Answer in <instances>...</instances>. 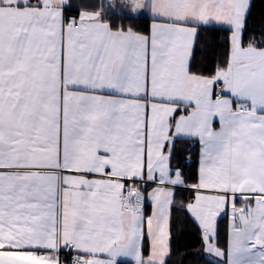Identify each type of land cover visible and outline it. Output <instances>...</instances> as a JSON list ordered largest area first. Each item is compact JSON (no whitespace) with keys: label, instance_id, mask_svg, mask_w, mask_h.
I'll use <instances>...</instances> for the list:
<instances>
[{"label":"snow or ice","instance_id":"obj_1","mask_svg":"<svg viewBox=\"0 0 264 264\" xmlns=\"http://www.w3.org/2000/svg\"><path fill=\"white\" fill-rule=\"evenodd\" d=\"M181 217L264 264V0H0V264H168Z\"/></svg>","mask_w":264,"mask_h":264},{"label":"trees","instance_id":"obj_2","mask_svg":"<svg viewBox=\"0 0 264 264\" xmlns=\"http://www.w3.org/2000/svg\"><path fill=\"white\" fill-rule=\"evenodd\" d=\"M259 5L256 11L259 14ZM226 221L220 223V244L225 243ZM172 256L168 264H207L205 253L201 249L200 233L191 220L182 217L173 226Z\"/></svg>","mask_w":264,"mask_h":264}]
</instances>
